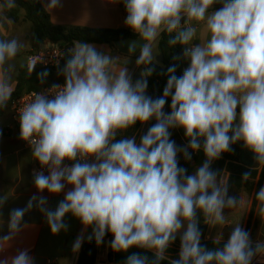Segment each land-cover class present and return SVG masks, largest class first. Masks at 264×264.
<instances>
[{
	"label": "clouds",
	"instance_id": "1",
	"mask_svg": "<svg viewBox=\"0 0 264 264\" xmlns=\"http://www.w3.org/2000/svg\"><path fill=\"white\" fill-rule=\"evenodd\" d=\"M107 2L123 5L125 26L143 41L129 47L130 53L139 47L136 64L143 66L141 79L133 82L121 57L74 41L58 72L63 85L33 92L18 107L20 139L29 144L32 158L41 166L34 171L36 189L60 194L70 187L55 210L46 207V197L37 195L25 208L11 210L0 251L10 246L22 230L25 213L35 205L53 235L67 230L64 218L71 214L84 230L92 229L87 239L94 238L97 246L110 233L114 252L139 248L152 253L151 258L132 253L125 264H161L177 236L180 250L170 264H252L256 257H264V240L253 246L239 223L222 247L212 249L201 244L198 227L201 215L210 227H223L228 224L224 210L241 204L228 195L227 179L211 169L214 160L242 142L253 153L257 168H264V0ZM217 4L220 7L214 8ZM16 7V0H0V13ZM58 7L61 0H48L45 10ZM0 17L8 23L7 17ZM198 31L202 39L196 43ZM162 33L170 37L169 46H183L189 66L179 77L175 66L169 67L163 95L152 99L146 95L147 77L153 74ZM24 48L18 38L0 37V109L12 99L11 62ZM36 65L29 57V76ZM48 75L47 70L38 74L41 84ZM169 97L171 111L165 113ZM152 119L156 123L139 142L135 136L116 139L137 122L143 125ZM173 128L184 130L186 146L178 147L170 139ZM189 149H202L206 157L191 175L178 161L180 153L185 160L192 159ZM252 179L251 172L242 175V182ZM254 198L256 214L264 220V186ZM5 200L0 198V205ZM82 241L83 235L75 239L74 253ZM214 243L221 244L220 235ZM0 264L34 261L24 249Z\"/></svg>",
	"mask_w": 264,
	"mask_h": 264
},
{
	"label": "trees",
	"instance_id": "2",
	"mask_svg": "<svg viewBox=\"0 0 264 264\" xmlns=\"http://www.w3.org/2000/svg\"><path fill=\"white\" fill-rule=\"evenodd\" d=\"M16 4L17 7L15 9L5 11L4 15L8 20L15 23H19L21 21L31 23L34 32V39L37 43L50 42L52 44H60L68 50L73 46L74 41H80L89 44H108L114 50H117L114 45L116 40H123L129 37H139L136 33L129 29H94L83 26L55 25L51 20L49 12L45 10V7L42 5L40 0H16ZM219 7V4L214 5V8ZM169 39L170 37L168 34H161L158 48L159 52L164 54V61L162 64L155 61L154 64L151 65V67L154 68L153 74L150 77H147L148 87L146 95L153 97V99L159 98L163 95V90L168 79L167 69L169 67L175 66V75L179 77L189 66L188 60H186L182 55L183 46L179 44L169 46ZM66 59L67 55L65 60ZM65 60L59 67H35L31 76L28 75L26 66L19 68L12 99L23 95L25 92L32 90L38 91L47 85L53 84L49 82H51V80L53 81L52 78L55 72L59 71L60 68H63ZM44 70H47L49 75L47 76L45 82L41 84L38 80V74ZM142 70L143 66L139 67L132 75L131 78L133 82L141 79ZM10 103L11 101L9 102L7 108L0 109V118L7 112V110L9 111ZM170 104L171 98L169 97L165 104V108L163 109L165 113H169L171 111ZM155 123L156 121L154 119L150 120L148 128L141 132L142 124L137 122L132 128L122 133H118L116 139L119 140L121 138H130L135 136L137 142H139L140 137L143 136ZM169 131L171 132V140L175 141V143H180L181 146L182 144L183 146L187 145L188 140L185 137L184 130L182 128H173ZM180 145L177 146L181 147ZM191 155V160H178L179 166L185 168L188 175H191L197 167L204 163L206 159L202 149L198 152H191ZM38 165L41 168L40 164ZM256 168L257 164L253 153L246 149L242 142L233 144L231 146V151L223 153L221 158L214 160L211 164V169L217 172L219 176H223L225 174L227 175L228 193L237 200L239 199L240 193H254L255 196V193L258 192L260 187L264 186V168ZM245 172H251L253 179L248 182H242V175ZM256 203L255 198H253L251 215L254 212ZM199 220L200 222L198 227L202 233L201 244L209 249L222 247L226 240H221V244L217 245L214 243L215 240L206 239L208 225L203 222L202 215L199 216ZM91 231L92 229L89 228L88 235L91 234ZM107 239H109V241L113 239L110 233L105 235L104 240ZM254 245L255 244H253V246ZM98 249L99 246H97L95 239L93 238L89 241L86 237L79 250L77 264H94L97 259ZM179 250L180 239L179 236H177L176 241L171 244L166 252V260L162 261L161 264H170L172 259H177ZM132 253L148 255L150 258L152 257L151 252L139 248H131L128 252H114L110 249L108 260L116 264H125L127 256Z\"/></svg>",
	"mask_w": 264,
	"mask_h": 264
},
{
	"label": "crops",
	"instance_id": "3",
	"mask_svg": "<svg viewBox=\"0 0 264 264\" xmlns=\"http://www.w3.org/2000/svg\"><path fill=\"white\" fill-rule=\"evenodd\" d=\"M40 2L45 7L48 0H40ZM49 14L55 25L83 26L94 29H129L124 24L126 12L123 6L121 4L108 3L107 0H61V7H58L52 12L49 11ZM0 15L5 16L4 12L0 13ZM7 21L10 26L8 35H4L1 29L0 32L3 36L8 38L10 31L15 25H17V23L8 19ZM194 42L199 43V38ZM49 44L50 42L37 43L34 39V42H29L25 50L27 52L32 48H40ZM92 45L101 52L121 57V63L127 61L125 66L131 77L136 70L141 67H138L136 64L138 56L132 57L124 55L118 50H114L108 44ZM18 71L16 70L12 73L13 89L16 86V76ZM54 77L55 75L52 78L53 83H64V81L54 79ZM35 166L36 165L34 164L33 168ZM44 170L47 173V169L45 168ZM69 187L70 186H66L64 191L60 194H50L46 190L43 193H40L36 189L34 182H30L25 190L13 194L11 198L5 200V202L0 205V237H3L8 233V220L11 210L25 208L27 202L33 195H37V197H46V207L55 210L58 203L64 199V194L69 190ZM64 222L67 225V230H61L59 234L53 235L47 224L44 213L34 205L30 211L25 213L22 219V230L11 241L9 247L6 246L7 248L0 251V260L14 256L20 250L27 249L29 255L33 257L34 264H49V260L55 262V264H77L79 251L74 253L71 247L68 252L67 244L71 236L74 237L75 241L78 236L83 235L84 240L88 235L90 227L87 230H84V226L81 222L71 214L65 216ZM25 225L26 227H24ZM213 240H215V238H213ZM253 244H255V242H253Z\"/></svg>",
	"mask_w": 264,
	"mask_h": 264
},
{
	"label": "rangeland",
	"instance_id": "4",
	"mask_svg": "<svg viewBox=\"0 0 264 264\" xmlns=\"http://www.w3.org/2000/svg\"><path fill=\"white\" fill-rule=\"evenodd\" d=\"M201 33L198 31L197 38L201 42ZM0 37L7 38L3 36L0 32ZM18 38L22 43H24L25 48L24 52L19 55L13 63L15 65L14 71H18L19 68L26 65V47L29 42H34V32L31 23L19 22L15 25L14 28L10 31L8 38ZM35 49V48H32ZM157 53L155 59L159 56V48L156 49ZM58 72H55L54 79L64 81L62 75H58ZM53 81L51 80V82ZM11 123L10 113L7 112L0 118V198H5L6 200L11 198L13 194L25 190L30 182H34V168L33 165H38V161H34L31 156V150L25 149L24 144L15 133H12L11 136L5 135V127ZM146 128V125L143 124L141 131ZM180 145V143H176ZM181 146V145H180ZM181 147H184L183 144ZM190 152H193L189 149ZM178 160H185L183 154H178ZM227 179V175H223ZM230 196V194L228 193ZM254 193H240L239 199L241 204L236 209H225L224 215L228 217L226 225L223 227H210L208 225L206 239L218 238L221 236V240H226L229 238L233 227L235 224L239 223L241 227L249 232L250 239L253 242L264 240V220H262L256 214V207L253 214L251 215V209L253 206ZM238 199V200H239ZM99 249L102 252L110 251V241L109 239L104 240Z\"/></svg>",
	"mask_w": 264,
	"mask_h": 264
},
{
	"label": "built area",
	"instance_id": "5",
	"mask_svg": "<svg viewBox=\"0 0 264 264\" xmlns=\"http://www.w3.org/2000/svg\"><path fill=\"white\" fill-rule=\"evenodd\" d=\"M63 53L65 55L62 56ZM66 53H67L66 47H64L60 44H52V43H50L49 45H45L43 47H40V48L30 49L27 51L26 65L25 66L27 67L28 58L31 57L33 60H35L37 62L36 67H38V66L51 67V68L57 67V63H59V66H60L63 63V61L65 60ZM41 60L43 62H41ZM54 84L63 85L62 82L53 83V84H50V85L43 87L41 90H38V91L32 90V91L25 92L23 95L15 97L11 100V103L9 106L11 123L5 127V130H4L5 135L11 136L12 133H15L18 136V138L20 139V125H19V118H18V111H17L18 107L22 106L25 102H27L31 98V94L33 92H39V91L46 90V89L52 87V85H54ZM149 123H150V121L145 123L146 128L144 130H146L148 128ZM144 130H142V131H144ZM20 141H22V143L24 144L25 149L31 150V148L27 142H25L21 139H20ZM39 170H41V168L39 166L34 167V171H39ZM43 171H44V174L47 175V173L44 169H43ZM108 254H109L108 251H106L104 253L100 249H98L97 259H96L94 264H116V263L108 260ZM49 264H55V262L49 260ZM252 264H264V257H256L252 261Z\"/></svg>",
	"mask_w": 264,
	"mask_h": 264
},
{
	"label": "water",
	"instance_id": "6",
	"mask_svg": "<svg viewBox=\"0 0 264 264\" xmlns=\"http://www.w3.org/2000/svg\"><path fill=\"white\" fill-rule=\"evenodd\" d=\"M0 25H2L5 29V31L3 30L2 27H0L2 33L4 35H8L9 33V30H10V26H9V23H7L3 17H0ZM140 42V43H143V41L141 40L140 37H137V38H134V37H129V38H126V39H123V40H116L114 42V45L116 47V49L124 54V55H127V56H132V57H135V56H138L139 55V47H137L135 53H130L129 52V47L130 45L133 44V42ZM155 61L159 64H162L163 61H164V54L163 53H160L159 56L155 59ZM153 99V97H151ZM191 150V149H190ZM192 151V150H191ZM73 241H74V237L71 236L70 239H69V242L67 244V251L69 252L70 249H71V246L73 244Z\"/></svg>",
	"mask_w": 264,
	"mask_h": 264
}]
</instances>
